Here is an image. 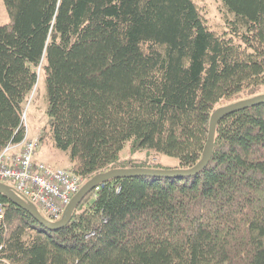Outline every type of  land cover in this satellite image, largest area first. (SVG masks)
I'll list each match as a JSON object with an SVG mask.
<instances>
[{"label": "trees", "instance_id": "1", "mask_svg": "<svg viewBox=\"0 0 264 264\" xmlns=\"http://www.w3.org/2000/svg\"><path fill=\"white\" fill-rule=\"evenodd\" d=\"M3 1L0 153L28 134L41 68L38 144L48 137L86 181L161 154L195 166L213 111L264 85V0H222L223 26L204 0ZM0 201V264H264V103L219 122L199 174L109 179L60 229Z\"/></svg>", "mask_w": 264, "mask_h": 264}, {"label": "built area", "instance_id": "2", "mask_svg": "<svg viewBox=\"0 0 264 264\" xmlns=\"http://www.w3.org/2000/svg\"><path fill=\"white\" fill-rule=\"evenodd\" d=\"M39 137L9 144L0 153V181L10 182L15 190L34 203L50 221L62 218L73 196L85 179L72 170L36 161ZM5 218V206L0 201V226Z\"/></svg>", "mask_w": 264, "mask_h": 264}, {"label": "water", "instance_id": "3", "mask_svg": "<svg viewBox=\"0 0 264 264\" xmlns=\"http://www.w3.org/2000/svg\"><path fill=\"white\" fill-rule=\"evenodd\" d=\"M262 103H264V94H257L220 106L215 109L210 119L209 135L204 150V156L200 162H198L195 166L191 168L160 169L151 167H126L114 168L106 172H101L94 175L92 178L86 181L85 184H83V186L81 187V189L73 196L64 212V215L61 219L57 221L48 220L34 203L29 202L27 199L22 197L12 186L1 181L0 194L5 195L14 204L28 211L41 225L45 226L46 228L52 230L60 229L67 225L73 215V212L79 206L85 196L88 195L92 190L96 189L101 183L109 179L127 176H153L176 178L189 177L199 174L202 169H205L208 166L211 160L215 145L216 129L219 122L224 117L230 114Z\"/></svg>", "mask_w": 264, "mask_h": 264}, {"label": "rangeland", "instance_id": "4", "mask_svg": "<svg viewBox=\"0 0 264 264\" xmlns=\"http://www.w3.org/2000/svg\"><path fill=\"white\" fill-rule=\"evenodd\" d=\"M204 5L208 9L209 19L212 23H218L223 26V13L221 12L222 0H204ZM9 22V16L3 0H0V25H4ZM39 82L32 93L24 114V124L27 127V131L30 138L39 137L43 131L46 133L49 129L48 120L49 116L47 114V106L45 102L46 87L44 82V73L41 68L38 69ZM257 94H264V85L259 89ZM40 138V137H39ZM50 141L48 137L45 138L44 142L39 143L37 147L38 158L48 157L52 159L50 163L52 166H58L62 168L71 169L69 163L68 155L60 149H52L50 146ZM148 151L139 152L136 157L147 156ZM131 151L129 146H126L121 153V159H125L130 156ZM140 154V155H139ZM156 155L153 151H150V160ZM159 158L160 165H152L151 168H158V166L169 169V167L179 166V159L176 157H171L167 155H156ZM86 181V180H85ZM84 181V182H85ZM10 183V182H8Z\"/></svg>", "mask_w": 264, "mask_h": 264}, {"label": "crops", "instance_id": "5", "mask_svg": "<svg viewBox=\"0 0 264 264\" xmlns=\"http://www.w3.org/2000/svg\"><path fill=\"white\" fill-rule=\"evenodd\" d=\"M39 152H40V151H38V152L36 153V156H35V158H36L37 161H44V162H46V161H47V162H52V161H53L52 159L49 158V156H48V157H43V158L39 159V158H38V154H39ZM49 164H50V163H49Z\"/></svg>", "mask_w": 264, "mask_h": 264}]
</instances>
